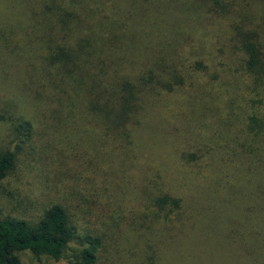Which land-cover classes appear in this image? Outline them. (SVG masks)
I'll list each match as a JSON object with an SVG mask.
<instances>
[{"label":"trees","instance_id":"trees-1","mask_svg":"<svg viewBox=\"0 0 264 264\" xmlns=\"http://www.w3.org/2000/svg\"><path fill=\"white\" fill-rule=\"evenodd\" d=\"M178 1L9 0L0 14V62L16 58L22 84L33 89L44 109L52 105L54 116H64L66 122L98 127L103 139L118 144L124 156L126 147L133 144L131 140H139L141 152L154 140L150 127L163 115L157 106L160 102L179 98L196 75L209 77L211 71L201 59L189 60L183 67L181 57L175 55L168 60L162 50L156 57H143L147 37L159 31L163 19L178 15L215 20L222 25L230 58L234 55L241 61L235 71L228 68L237 79L231 92L234 96L225 107L230 110L221 119L226 132L222 131L220 138H228L227 143L218 148L216 164H202L197 150V154L182 152V164L173 158L172 134L165 131L159 138L161 144L157 139L162 151L154 158L148 157V161L157 162L154 168L158 176L148 179L147 185L139 183L152 190L146 205L150 209L140 211L137 229L172 223L182 210L189 209L190 200L182 193L184 188H190L191 178L184 174L193 168L192 163L199 168L195 177L215 173L217 177L223 174V180L235 173L241 182L255 175L262 177L259 188L263 190L260 204L264 212V42L254 25L256 4H248L245 10L230 0ZM259 7L264 12V0H260ZM33 20L37 21L34 26ZM191 95L182 98L185 101ZM11 97L4 112L0 111V122L8 124L17 145L0 153V183L14 169L17 155L22 153L20 144L29 141L33 132L31 120L18 114L19 103ZM238 99L242 101L240 105L234 103ZM187 113V122H183L190 124L191 130L195 121L204 122L200 109ZM234 122L239 127L232 129ZM174 153L178 154L177 148ZM84 232L62 204L51 205L34 221L0 216V264H23L20 255L24 252L59 261L67 253L71 255L72 245L78 250L72 264H97L102 247L100 236ZM154 258L156 254L151 260ZM257 264H264V256Z\"/></svg>","mask_w":264,"mask_h":264},{"label":"rangeland","instance_id":"rangeland-1","mask_svg":"<svg viewBox=\"0 0 264 264\" xmlns=\"http://www.w3.org/2000/svg\"><path fill=\"white\" fill-rule=\"evenodd\" d=\"M230 1L245 10L248 4H256L254 25L264 42V12L259 7L260 0ZM8 4L9 0H0V14ZM196 18L178 15L163 19L159 31L147 37L142 56L156 57L162 50L168 60L175 55L181 57L183 67L189 60L201 59L211 69L209 77L196 75L181 96L178 94L179 98L160 102L157 106L163 115L150 127L154 140L142 152L137 145L139 140H131L133 144L126 147L125 156L118 144L103 139L98 127L88 123L75 126L69 120L66 122L64 116H54L50 110L52 105L47 104L48 108L44 109L33 89L22 84L16 58L7 57L5 62H0V111L4 112L12 95L11 99L21 109L18 114L33 124L31 139L20 144L22 153L17 155L14 169L0 183V216L34 221L51 205L62 204L84 233L100 236L102 247L97 264H151L150 261L154 264H257L261 260L264 212L260 204L263 190L259 187L263 182L258 175L242 182L235 173L223 180V174L217 177L215 173L195 177L199 168L192 163L188 166L193 168L184 174L191 178L190 188H184L182 193V197L190 200L189 209L182 210L181 216L172 223L155 224L148 230L136 228L140 211L150 209L146 205L152 189L146 186L147 180L152 181L159 172L154 168L157 162L148 161V157L154 158L162 151L157 139L160 142L165 131L172 134L173 158L182 164V152L197 154V151L202 164L218 163V148L228 140L220 138L222 131L226 132L221 119L230 110L225 107L234 96L231 92L237 79L229 74L228 68L235 71L241 61L234 55L230 58L222 25L215 20ZM31 24L34 26L37 21ZM219 61L224 64L220 65ZM189 94L191 98L184 101ZM234 103L240 105L242 101L238 99ZM193 108L204 113V122L195 121L191 130L190 124L185 125L183 120L186 121L187 112ZM233 124L232 129L238 125ZM193 129L197 130L196 134ZM16 145L8 124L0 122V153ZM176 148L178 154L174 153ZM199 187L202 190H197ZM191 189L193 193H189ZM242 235L245 236L241 240ZM71 248V255L67 253L59 261L37 258L26 252L20 257L23 264H72L78 250L74 245ZM155 254L156 258L151 260Z\"/></svg>","mask_w":264,"mask_h":264}]
</instances>
